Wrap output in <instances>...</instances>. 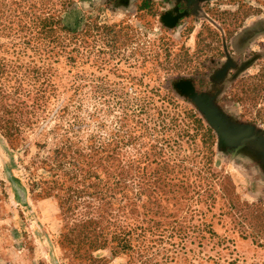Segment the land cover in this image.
Instances as JSON below:
<instances>
[{
  "label": "rangeland",
  "instance_id": "obj_1",
  "mask_svg": "<svg viewBox=\"0 0 264 264\" xmlns=\"http://www.w3.org/2000/svg\"><path fill=\"white\" fill-rule=\"evenodd\" d=\"M0 264H264V0H0Z\"/></svg>",
  "mask_w": 264,
  "mask_h": 264
},
{
  "label": "trees",
  "instance_id": "obj_2",
  "mask_svg": "<svg viewBox=\"0 0 264 264\" xmlns=\"http://www.w3.org/2000/svg\"><path fill=\"white\" fill-rule=\"evenodd\" d=\"M195 122L197 123V130L198 131H201V130H204L203 132V136L205 139L209 138L210 137V134L212 133V128L208 127L207 128L204 126L202 120H199L196 118ZM34 185H38L36 182L33 183ZM92 188V187H91Z\"/></svg>",
  "mask_w": 264,
  "mask_h": 264
}]
</instances>
